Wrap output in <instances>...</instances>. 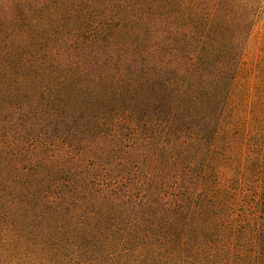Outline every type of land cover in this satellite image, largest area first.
<instances>
[{
	"label": "trees",
	"instance_id": "1",
	"mask_svg": "<svg viewBox=\"0 0 264 264\" xmlns=\"http://www.w3.org/2000/svg\"><path fill=\"white\" fill-rule=\"evenodd\" d=\"M256 17L0 0V264H264Z\"/></svg>",
	"mask_w": 264,
	"mask_h": 264
},
{
	"label": "rangeland",
	"instance_id": "2",
	"mask_svg": "<svg viewBox=\"0 0 264 264\" xmlns=\"http://www.w3.org/2000/svg\"><path fill=\"white\" fill-rule=\"evenodd\" d=\"M256 6V23L249 37V44L244 56V73L241 76L240 83L249 84V87L255 88L257 78L261 80V86L264 89V73L259 74L261 68L264 71V0H253ZM245 77V79H244Z\"/></svg>",
	"mask_w": 264,
	"mask_h": 264
}]
</instances>
